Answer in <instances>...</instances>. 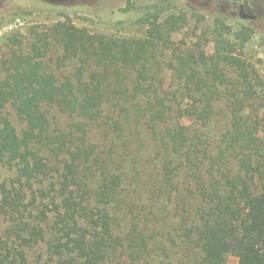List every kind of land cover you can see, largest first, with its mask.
I'll list each match as a JSON object with an SVG mask.
<instances>
[{
	"label": "trees",
	"instance_id": "16d2710c",
	"mask_svg": "<svg viewBox=\"0 0 264 264\" xmlns=\"http://www.w3.org/2000/svg\"><path fill=\"white\" fill-rule=\"evenodd\" d=\"M136 1L128 0V8ZM170 11L169 0L148 5L141 38L93 34L69 18L33 30L28 43L14 35L0 60V164L15 170L0 183V215L9 221L0 235V264H26L27 250L41 243L50 254L43 264H106L128 241L145 247L155 235L147 231L160 222L158 214L152 210L144 220L141 213L154 200L173 204L176 236L200 250L202 264H224L239 198L232 252L239 264H264V139L257 135L264 79L245 54L254 29L244 26L230 39L231 26L217 18L215 52L208 54L199 39L178 54L173 68L181 91L168 93L156 69L180 21ZM53 42L63 47L62 64L79 60L74 78L54 71ZM179 95L187 103L176 110L172 98ZM107 103L123 120L114 123L120 133L143 124L153 142L154 170L136 182V197L126 174L89 138L90 123ZM9 106L25 124L20 132ZM45 106L81 120L69 131L52 129ZM185 115L202 126L215 116L225 121L216 153L179 121ZM143 194L149 204L139 199Z\"/></svg>",
	"mask_w": 264,
	"mask_h": 264
},
{
	"label": "rangeland",
	"instance_id": "374dc122",
	"mask_svg": "<svg viewBox=\"0 0 264 264\" xmlns=\"http://www.w3.org/2000/svg\"><path fill=\"white\" fill-rule=\"evenodd\" d=\"M155 1L157 0L136 1L132 7L128 8V0H0V24L15 16H23L28 20L26 28L7 33L0 38V60L5 59L10 54L15 34H19L28 43L33 38V30L37 32L49 30L54 23L67 18L78 28H86L93 34L118 38L144 37L147 26L141 22L140 18L147 6ZM221 1L169 0L171 4L170 13L180 17V21L177 29L171 33L170 47L161 49V52L157 54L161 61V66L156 69L160 78L158 86L162 91L180 93L181 84L175 78L173 65L176 64V56L192 48L197 40H202L204 49L208 54L215 52L217 33L214 27L217 18H222L226 24L231 26L232 32L226 34L230 39H235V33L244 27L240 23L237 24L236 20L238 19H235L234 16L233 19L223 16L219 9V2ZM164 20L165 17L161 19V21ZM63 53L62 45L53 42L50 57L58 60ZM245 54L248 59L254 62L255 68L264 79V31L254 29L246 43ZM61 64L62 62L59 60L53 63L56 74L61 79L64 76L74 78V73L80 66L79 60L72 58ZM4 75L0 64V79ZM260 91L264 93V88ZM179 96V100L172 98V104L176 110L184 108L187 103V99ZM220 106H224L223 101L218 102L217 107ZM45 108L48 110L52 129L69 131L73 122L81 120L77 116H70L62 112L57 106H45ZM9 111L18 131H22L25 124L16 116L11 106H9ZM258 113L257 135L264 139V105ZM119 115V111H115L110 104H105L102 117L89 125V138L92 143L98 145V154L104 160H113L114 164L112 165L117 166L126 174L124 175L128 181L126 185L130 186L129 190L135 195L134 189L138 185L136 182L139 181L143 172L154 170L153 162L150 163L149 161L153 156V142L143 124L138 126L130 124L131 128L120 133L114 125L117 121L123 122ZM178 119L188 127L190 132L203 134L204 144L208 146L212 154L216 153V146L225 127L223 119L215 116L207 126H202L187 115ZM138 170L141 171L140 174L137 173ZM14 175V169L0 164V183L11 179ZM139 199L144 204L150 203L146 194L140 195ZM161 201L154 200L149 207H145L144 211L141 212L142 218L146 220L145 217L151 216V212L154 210L160 220L159 223L155 220L151 222V227L147 233L150 235L153 230H156V233L155 235L151 233L152 236L147 238V245L133 248L130 247L128 241L126 247L119 250L106 264H202L200 250L176 236V230L172 227L175 220L173 204L169 203L165 207L166 203ZM238 208V216L240 217L239 214L243 211L242 198H239ZM34 213L38 214V210H33ZM238 216L232 221L228 235L229 245L225 248L223 256L224 264H239L238 257L231 249V243L237 232ZM8 224L9 221L0 215V235H3ZM42 224L45 223L42 222ZM170 234L171 237H174L173 239L170 238ZM139 244H141L140 241ZM27 256L26 264H43L50 260V254L44 243L28 249ZM52 264H56V260L52 261Z\"/></svg>",
	"mask_w": 264,
	"mask_h": 264
},
{
	"label": "flooded vegetation",
	"instance_id": "af4514ba",
	"mask_svg": "<svg viewBox=\"0 0 264 264\" xmlns=\"http://www.w3.org/2000/svg\"><path fill=\"white\" fill-rule=\"evenodd\" d=\"M219 9L237 24L264 31V0H222Z\"/></svg>",
	"mask_w": 264,
	"mask_h": 264
},
{
	"label": "built area",
	"instance_id": "2783aa9c",
	"mask_svg": "<svg viewBox=\"0 0 264 264\" xmlns=\"http://www.w3.org/2000/svg\"><path fill=\"white\" fill-rule=\"evenodd\" d=\"M28 26L27 18L23 16H15L0 24V38L5 34L24 29Z\"/></svg>",
	"mask_w": 264,
	"mask_h": 264
}]
</instances>
